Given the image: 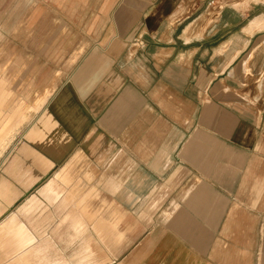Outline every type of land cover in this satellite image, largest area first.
Segmentation results:
<instances>
[{"label": "crops", "instance_id": "obj_1", "mask_svg": "<svg viewBox=\"0 0 264 264\" xmlns=\"http://www.w3.org/2000/svg\"><path fill=\"white\" fill-rule=\"evenodd\" d=\"M219 1L34 3L38 100L3 126L39 114L19 149L48 179L13 212L1 174L0 264H264V3Z\"/></svg>", "mask_w": 264, "mask_h": 264}, {"label": "rangeland", "instance_id": "obj_2", "mask_svg": "<svg viewBox=\"0 0 264 264\" xmlns=\"http://www.w3.org/2000/svg\"><path fill=\"white\" fill-rule=\"evenodd\" d=\"M238 1L245 2V4H241L242 6L237 8H245L250 2H256L254 0H220L219 5H228V7H234V5L239 6L237 5ZM36 2L37 0H0V78L2 77L5 80L6 88L10 92L7 107L15 105L17 101H23L25 107H28L34 99L38 100V96L31 95L33 90L37 91V93L40 91L35 86V81L31 78L32 74L30 69L32 65L29 62L31 60H28V58L22 59V56H32V43H39L40 41L46 40L49 35L47 32H33L30 30V25H28L30 18L28 14L32 12L34 3ZM257 2L264 3L260 0H257ZM40 3L44 4L46 1H40ZM212 10L214 12L217 9ZM21 25H23L24 30H20L22 28ZM17 27L20 29L16 30ZM63 34L59 33L60 38L64 39ZM75 34H79L80 38L83 39L86 35H90V32L81 31L75 32ZM22 92L24 95L21 94ZM38 116V113H32L31 122H26L17 132V135L6 152L7 160H5L6 157L0 159V176L5 172V168L9 164V159L12 158L16 148L23 144L24 134ZM30 163V157H28V160H22L19 169L15 172L16 176L14 174L11 175L17 184H20L17 182V178L25 173ZM91 204L92 209L98 210L103 207L102 209L106 211L108 204L111 205L110 192H99L98 198H93ZM116 213L122 216L127 213V209H121L119 212L117 209ZM104 260V264H116V260Z\"/></svg>", "mask_w": 264, "mask_h": 264}, {"label": "bare ground", "instance_id": "obj_3", "mask_svg": "<svg viewBox=\"0 0 264 264\" xmlns=\"http://www.w3.org/2000/svg\"><path fill=\"white\" fill-rule=\"evenodd\" d=\"M264 1V0H260ZM260 20L257 19L254 21L251 25V27H260ZM250 27V28H251ZM253 30V29H252ZM6 96L0 95V159L6 157V152L10 145L12 144L15 136L17 135L18 131H12L11 128H8L6 126H3L4 120L6 118L4 111H5V105L6 104ZM24 135V139H25ZM22 146V145H21ZM21 146L17 147L12 158L9 159V164L5 168V172L8 174L9 178H12L11 175H15L17 172L16 170L19 169L20 163H21ZM7 160V157L6 159ZM31 164L29 168L25 171V174H22L17 178V182L20 184L14 185L16 183L11 184V187L14 188V191L12 190V194L8 197V199H5L7 206L9 209L8 211L12 210H19L22 207L26 206L28 203H31L37 195H43L45 191V187L47 185V179L48 176L45 175H27V172L31 171ZM30 173V172H29ZM1 178V177H0ZM13 179V178H12ZM3 185V184H2ZM37 194V195H36Z\"/></svg>", "mask_w": 264, "mask_h": 264}, {"label": "built area", "instance_id": "obj_4", "mask_svg": "<svg viewBox=\"0 0 264 264\" xmlns=\"http://www.w3.org/2000/svg\"><path fill=\"white\" fill-rule=\"evenodd\" d=\"M211 3H214V1H212Z\"/></svg>", "mask_w": 264, "mask_h": 264}]
</instances>
